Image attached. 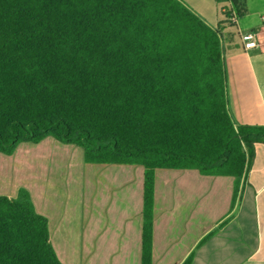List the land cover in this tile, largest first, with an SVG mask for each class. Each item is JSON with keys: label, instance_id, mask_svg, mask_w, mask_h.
<instances>
[{"label": "trees", "instance_id": "16d2710c", "mask_svg": "<svg viewBox=\"0 0 264 264\" xmlns=\"http://www.w3.org/2000/svg\"><path fill=\"white\" fill-rule=\"evenodd\" d=\"M221 27L183 0H0V152L53 136L90 163L143 165L152 264L156 170L231 175L238 192L264 143L231 113ZM0 264H63L24 188L0 195Z\"/></svg>", "mask_w": 264, "mask_h": 264}, {"label": "crops", "instance_id": "0c3cea01", "mask_svg": "<svg viewBox=\"0 0 264 264\" xmlns=\"http://www.w3.org/2000/svg\"><path fill=\"white\" fill-rule=\"evenodd\" d=\"M183 1L215 27L238 14L240 47L225 50L229 106L237 123L264 125V0H238L242 15L232 0ZM251 30L257 46L246 48ZM144 179L141 164L90 163L83 147L53 136L0 152V195L29 192L63 264H142ZM235 185L231 175L158 168L152 264L191 255V264H264L263 142Z\"/></svg>", "mask_w": 264, "mask_h": 264}, {"label": "rangeland", "instance_id": "374dc122", "mask_svg": "<svg viewBox=\"0 0 264 264\" xmlns=\"http://www.w3.org/2000/svg\"><path fill=\"white\" fill-rule=\"evenodd\" d=\"M230 22V21H229ZM225 23L222 25L221 30L223 34V41L225 45V50L228 51V46L231 45L230 48H238L240 47V39L237 34V26L233 24L232 22L230 23ZM238 44V46H236Z\"/></svg>", "mask_w": 264, "mask_h": 264}, {"label": "built area", "instance_id": "2783aa9c", "mask_svg": "<svg viewBox=\"0 0 264 264\" xmlns=\"http://www.w3.org/2000/svg\"><path fill=\"white\" fill-rule=\"evenodd\" d=\"M238 14L236 12H232L230 16L227 17V19L232 22L233 24L238 22ZM242 39L244 41V45L246 48H253L257 46V39H258V33L255 31H245L242 34Z\"/></svg>", "mask_w": 264, "mask_h": 264}]
</instances>
